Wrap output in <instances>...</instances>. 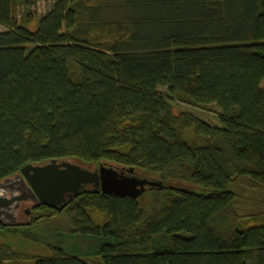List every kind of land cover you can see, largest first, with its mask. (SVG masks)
Segmentation results:
<instances>
[{
    "label": "trees",
    "instance_id": "16d2710c",
    "mask_svg": "<svg viewBox=\"0 0 264 264\" xmlns=\"http://www.w3.org/2000/svg\"><path fill=\"white\" fill-rule=\"evenodd\" d=\"M14 3L0 0V181L72 160L162 187L32 206L0 225V264H264V212L239 209L264 203V0H58L36 31ZM177 104L215 105L221 126Z\"/></svg>",
    "mask_w": 264,
    "mask_h": 264
},
{
    "label": "water",
    "instance_id": "95a60500",
    "mask_svg": "<svg viewBox=\"0 0 264 264\" xmlns=\"http://www.w3.org/2000/svg\"><path fill=\"white\" fill-rule=\"evenodd\" d=\"M89 187L95 193L138 199L162 184L139 178L134 169L107 163L94 169L67 160L29 164L15 176L0 181V225L18 227L25 205H44L63 211ZM25 214L31 216V209Z\"/></svg>",
    "mask_w": 264,
    "mask_h": 264
},
{
    "label": "rangeland",
    "instance_id": "374dc122",
    "mask_svg": "<svg viewBox=\"0 0 264 264\" xmlns=\"http://www.w3.org/2000/svg\"><path fill=\"white\" fill-rule=\"evenodd\" d=\"M25 1L26 0H15V3H14L15 14H16L17 19L20 23L24 22V19L26 16H28V14H32L35 18V22L28 25V28H30L33 31H36L40 18H42L43 16L48 14L52 10L54 4L58 0H43V1H40L36 6H34L32 8L27 7L24 4ZM3 30H4V28L0 27V31H3ZM160 92L163 95H167V88H164V87L160 88ZM174 111L177 115L184 112V111H189V112L194 113L196 116L204 119L205 121L211 123L214 126H221V124L217 118L218 115L221 113V111L215 105L211 107V112H205V111L193 110L192 108L188 107L187 105L177 104V105H174ZM72 162L76 163L78 165H81L83 167L89 168V169H94L97 166V165L96 166L95 165H92V166L85 165L79 161H72ZM138 176H139V178H145V179L152 181V179H149V177L145 176V174L138 173ZM238 190L240 191V189H238ZM240 194H242V193H240ZM244 196H247V195L244 194ZM249 197H250V195H249ZM240 201H241L240 202L241 207L239 209L246 214H253L254 212H257L256 214H258V213L264 212V203H263V205H260L258 199H257V201H255L253 199L247 201V199L243 198ZM31 207H32V205L23 206V208L21 210V213L23 215H22V218L20 221H23L24 219H28L30 217V216L26 215L25 213H26V210L31 209ZM31 211H32V209H31ZM98 219H99L100 223L105 221V217H99ZM258 222H259V220H257V221L253 220V221H250L248 224H249V226L254 227V226L260 225V222L259 223ZM242 227H245V226L242 225ZM20 250L22 252L35 253L38 255H48V251L43 246L36 245V244L31 243V242L26 243L25 246L20 247Z\"/></svg>",
    "mask_w": 264,
    "mask_h": 264
},
{
    "label": "flooded vegetation",
    "instance_id": "af4514ba",
    "mask_svg": "<svg viewBox=\"0 0 264 264\" xmlns=\"http://www.w3.org/2000/svg\"><path fill=\"white\" fill-rule=\"evenodd\" d=\"M90 188V187H89Z\"/></svg>",
    "mask_w": 264,
    "mask_h": 264
}]
</instances>
